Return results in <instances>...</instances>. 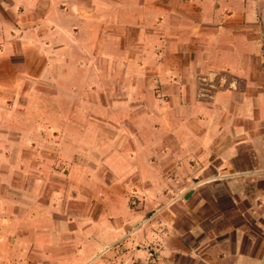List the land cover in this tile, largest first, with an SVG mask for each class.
I'll use <instances>...</instances> for the list:
<instances>
[{
	"label": "rangeland",
	"instance_id": "374dc122",
	"mask_svg": "<svg viewBox=\"0 0 264 264\" xmlns=\"http://www.w3.org/2000/svg\"><path fill=\"white\" fill-rule=\"evenodd\" d=\"M136 30L121 33L127 48L114 38L92 56L69 46L58 64H28L26 100L13 97L0 127V264H200L211 196L233 205L223 187L198 186L212 175L191 179L171 158L161 75L125 56L142 53ZM253 179L235 207L251 220L264 213V175Z\"/></svg>",
	"mask_w": 264,
	"mask_h": 264
},
{
	"label": "crops",
	"instance_id": "0c3cea01",
	"mask_svg": "<svg viewBox=\"0 0 264 264\" xmlns=\"http://www.w3.org/2000/svg\"><path fill=\"white\" fill-rule=\"evenodd\" d=\"M8 1V11L0 8V127L11 126L13 97L19 107L26 100L29 63L58 64L69 46L92 56L114 38L127 48L121 33L137 29L128 42L143 55L125 56L161 75L167 137L178 147L171 158L191 179L212 175L198 186L223 187L233 205L227 213L211 196L212 217L200 223L210 222L212 234L198 263L264 264L263 209L251 220L235 208L264 175V0Z\"/></svg>",
	"mask_w": 264,
	"mask_h": 264
}]
</instances>
